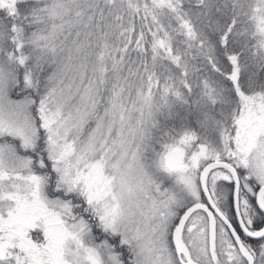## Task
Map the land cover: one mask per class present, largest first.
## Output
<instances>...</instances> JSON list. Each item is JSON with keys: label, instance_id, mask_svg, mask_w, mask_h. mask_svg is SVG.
I'll return each mask as SVG.
<instances>
[{"label": "snow or ice", "instance_id": "snow-or-ice-1", "mask_svg": "<svg viewBox=\"0 0 264 264\" xmlns=\"http://www.w3.org/2000/svg\"><path fill=\"white\" fill-rule=\"evenodd\" d=\"M0 264H264V0H0Z\"/></svg>", "mask_w": 264, "mask_h": 264}]
</instances>
